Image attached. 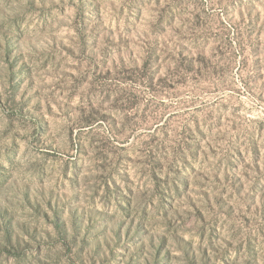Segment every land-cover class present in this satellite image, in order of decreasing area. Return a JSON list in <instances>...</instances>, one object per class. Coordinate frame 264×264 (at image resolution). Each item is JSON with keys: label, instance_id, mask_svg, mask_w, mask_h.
<instances>
[{"label": "rangeland", "instance_id": "1", "mask_svg": "<svg viewBox=\"0 0 264 264\" xmlns=\"http://www.w3.org/2000/svg\"><path fill=\"white\" fill-rule=\"evenodd\" d=\"M0 264H264V0H0Z\"/></svg>", "mask_w": 264, "mask_h": 264}]
</instances>
